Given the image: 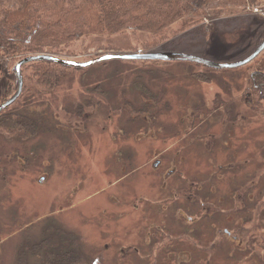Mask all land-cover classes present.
<instances>
[{"label": "rangeland", "instance_id": "374dc122", "mask_svg": "<svg viewBox=\"0 0 264 264\" xmlns=\"http://www.w3.org/2000/svg\"><path fill=\"white\" fill-rule=\"evenodd\" d=\"M255 5L227 4L219 17L209 13L166 46L143 48L152 41L144 33L94 36L74 43V56L61 59L82 63L106 54L172 53L237 63L264 39V0ZM256 60L228 70L112 60L71 74L69 83L42 94L45 103L19 97L8 111L35 117L40 132L19 144L0 137V264H20L23 247L37 244L44 227L53 224L76 236L87 264H264V111L245 106L251 98L249 75L264 62V52ZM193 74L200 75L198 81ZM149 82L161 86V100L168 104L160 122L124 104L136 100L132 103L139 106L131 89L120 94ZM10 84L0 63V98H5L0 104L12 96L5 97ZM84 86L104 95L82 94ZM88 100L102 101L78 121L80 130L65 131L63 126L75 125L68 111ZM229 102L243 114L235 122L224 108ZM187 118L196 126L178 138ZM53 128L57 131H48ZM37 259L28 255L25 262Z\"/></svg>", "mask_w": 264, "mask_h": 264}, {"label": "trees", "instance_id": "16d2710c", "mask_svg": "<svg viewBox=\"0 0 264 264\" xmlns=\"http://www.w3.org/2000/svg\"><path fill=\"white\" fill-rule=\"evenodd\" d=\"M260 1L224 0L220 6L215 7L212 6L215 0H0V63L7 71V76L11 81L10 86H6L5 97L8 96L9 98L17 88L14 67L28 56L41 54H49L59 58L74 56L72 46L80 39L94 36L112 37L123 33L149 35L152 39L151 44L144 43L143 48H147L149 45L166 46L170 39L186 34L189 29H194L198 22H205L210 17L209 13L213 12L215 18L219 17L227 4L253 7L257 2L256 5H258ZM215 9L219 10L216 11ZM228 15L233 16V11H228ZM177 23L180 24L179 28L173 30V26ZM209 27L211 26L209 25ZM263 40L260 38L259 41L255 42L256 47ZM256 59L252 62L257 61ZM103 65L106 64H98V66ZM79 70L81 69L68 68L50 62H35L22 66L23 86L18 101L25 102L32 99V102L43 101L42 103H45L42 94H48V91H53L58 86L69 83L70 75ZM25 72H28L26 78L23 77ZM192 77L198 81L200 75L193 74ZM248 85L251 98L245 106L247 105L246 107L253 112L257 111V108L264 111V106H262L264 103V62L250 73ZM34 86L41 91L36 92ZM160 88L159 84L151 82L143 85L134 83L128 90L125 89L120 94L124 97L123 94L131 89L130 92L139 101V106L136 108L132 103H135L136 100L125 101L124 104L129 105L139 114L147 115L150 113V118L159 121L166 114L164 108L168 107V104L161 100ZM97 91L100 95H104L102 90L89 86H84L82 94L94 96ZM142 97L150 99L149 101H153L155 105H151V102H144L143 104L141 102ZM244 97L242 96V98ZM52 99L53 95L48 99V102L50 103ZM2 100L5 98H0V101ZM101 101L91 102L88 100L85 101L84 106L72 105L75 107L68 111V114L71 118L70 123L75 121V125L63 126L65 131L80 130L76 126L78 121H82V118H88V110L94 106L100 107ZM16 103L12 106L14 107ZM232 103H225L224 108L229 113L231 112V121L235 122L236 118H242L243 114L242 111H237L239 107H233ZM22 105L25 107L26 104L23 103ZM142 106H144L143 109H141ZM24 109L22 107L21 110ZM195 111H199L196 106ZM188 119L187 123L182 124L183 129L179 132L178 138L179 136L186 137L190 134L191 129L196 126V123L188 125ZM161 123L163 124L162 129L165 127L168 132L165 122ZM232 129L233 127H229V131ZM48 131L57 130L53 128V130L48 129ZM39 132L40 124L35 117L12 110L8 111V108L0 112V137L5 141H15L18 144L21 141H31L37 137ZM196 137L199 138L198 135ZM189 141L185 139L183 145ZM184 152L190 155V148L187 145L184 147ZM197 179H195L196 183L198 182ZM175 181L177 184H185L182 181ZM199 183L204 184L205 189L208 187L203 178L200 179ZM232 193H228L230 198H232ZM165 196L167 195L160 197ZM210 197L215 201L217 200V197ZM262 198L263 196L259 195V201ZM215 217L222 218V213H218ZM48 221L52 220L48 219ZM44 231V236L37 244L32 247L30 245L23 247L25 252L23 258L19 257L20 264H26L28 255L38 257L36 264H87V258L81 251L79 241L73 233L55 224L46 225ZM30 263L32 264V262Z\"/></svg>", "mask_w": 264, "mask_h": 264}, {"label": "water", "instance_id": "95a60500", "mask_svg": "<svg viewBox=\"0 0 264 264\" xmlns=\"http://www.w3.org/2000/svg\"><path fill=\"white\" fill-rule=\"evenodd\" d=\"M264 52V40L254 49V51L244 60L233 63V64H224L219 65L215 63H211L196 57L192 56H185V55H177L172 53H160V54H106L101 55L99 57H96L90 61L82 62V63H76L67 61L64 59H61L59 57L53 56V55H33L28 56L24 59H22L19 63L16 64L14 67V74L17 79V89L15 93L5 102L0 104V112L4 111L8 107H10L13 103L16 102V100L20 97L22 93V86H23V80H22V74H21V67L24 65H27L29 63H35V62H50L53 64H57L60 66L73 68V69H86L91 66L109 62L112 60H119V61H162V62H186V63H194L203 65L207 68L213 69V70H228V69H236L243 66H247L250 64L253 60H255L260 54Z\"/></svg>", "mask_w": 264, "mask_h": 264}, {"label": "flooded vegetation", "instance_id": "af4514ba", "mask_svg": "<svg viewBox=\"0 0 264 264\" xmlns=\"http://www.w3.org/2000/svg\"><path fill=\"white\" fill-rule=\"evenodd\" d=\"M207 201V200H206ZM204 203H205V200H204ZM193 204V203H192ZM196 203L194 204V207H195V210H196ZM193 208H191V210H190V212H188V216H190V215H193V213H194V211H195ZM180 216H181V218H188V216H186V215H184V214H181L180 213ZM204 218V217H203ZM205 218H207V217H205ZM224 234H226V235H229V233L226 231V230H224V232H223Z\"/></svg>", "mask_w": 264, "mask_h": 264}]
</instances>
